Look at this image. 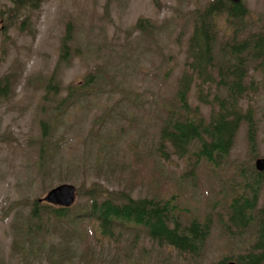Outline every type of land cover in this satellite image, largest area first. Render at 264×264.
I'll return each instance as SVG.
<instances>
[{
    "label": "rangeland",
    "instance_id": "rangeland-1",
    "mask_svg": "<svg viewBox=\"0 0 264 264\" xmlns=\"http://www.w3.org/2000/svg\"><path fill=\"white\" fill-rule=\"evenodd\" d=\"M211 1L40 0L0 28V78L13 80L11 96L0 99V264H240L244 255L264 253V177L246 225L236 224L230 207L244 183L255 182L254 163L264 157V69L254 73L257 89L243 102L253 110L257 149L246 123L219 167L178 156L169 143L159 149L180 78L190 71L194 14ZM14 2L0 0V10ZM243 3L245 31L259 29L264 0ZM220 27L222 38L233 36L223 19ZM189 103L210 112L197 82ZM61 183L79 193L72 218L56 219L45 202L40 218L32 217L33 202ZM125 190L133 198L174 196L185 224L186 214L211 217L200 252L159 244L122 223L102 233L90 203Z\"/></svg>",
    "mask_w": 264,
    "mask_h": 264
},
{
    "label": "trees",
    "instance_id": "trees-1",
    "mask_svg": "<svg viewBox=\"0 0 264 264\" xmlns=\"http://www.w3.org/2000/svg\"><path fill=\"white\" fill-rule=\"evenodd\" d=\"M38 7V0H16L11 9V19L19 16L25 6ZM248 13L244 3L233 4L229 0H214L204 9L196 11L194 30L189 41L187 65L174 96L177 109L165 120L161 129L160 151L169 143L179 156L190 152L197 159H205L219 164L231 150L237 132L243 123L248 126V137L256 143V122L250 106L244 108V100L254 85V73L264 69V22L259 29L245 31L242 20ZM232 25L234 34L225 39L221 35L220 20ZM7 18L5 22L8 24ZM236 24V26L234 25ZM138 25L142 26L141 23ZM145 29V28H144ZM72 36L69 25L63 39V57L69 54L68 40ZM197 82L200 101L210 107L208 115L199 107L189 103L192 85ZM50 85V84H48ZM12 94L11 76L0 78V99ZM255 149V148H254ZM260 178L264 173H256ZM258 187V182H256ZM256 187V188H257ZM257 190L251 198L243 193L236 195L232 208L235 216L243 218L257 198ZM102 199L94 197L90 211L100 221L102 233L112 234L119 223L144 226L150 236L160 244H168L181 252L198 253L211 226L208 220L197 219L184 224L177 217V204L171 198L163 200L142 197L133 198L129 191H107ZM39 202H33L31 216L40 218ZM58 220L71 218L70 208L47 206ZM51 260L54 262L56 251ZM227 258L215 264H226ZM241 264L260 263L261 257L255 253L244 255ZM239 261V262H240Z\"/></svg>",
    "mask_w": 264,
    "mask_h": 264
},
{
    "label": "water",
    "instance_id": "water-1",
    "mask_svg": "<svg viewBox=\"0 0 264 264\" xmlns=\"http://www.w3.org/2000/svg\"><path fill=\"white\" fill-rule=\"evenodd\" d=\"M235 3L240 2V0H232ZM257 167L260 170L264 169V159H258L257 160ZM75 192L76 188L74 185L71 184H62L55 188H53L47 196L45 197V200L54 204H60V205H71L75 200ZM230 264H235L234 262H231Z\"/></svg>",
    "mask_w": 264,
    "mask_h": 264
}]
</instances>
